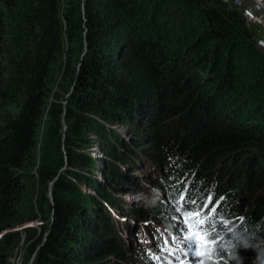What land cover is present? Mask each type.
Returning a JSON list of instances; mask_svg holds the SVG:
<instances>
[{
  "label": "trees",
  "instance_id": "16d2710c",
  "mask_svg": "<svg viewBox=\"0 0 264 264\" xmlns=\"http://www.w3.org/2000/svg\"><path fill=\"white\" fill-rule=\"evenodd\" d=\"M142 162L153 179L135 175ZM126 181L169 202L126 208ZM209 197L215 249L203 264H236L222 218L264 238V51L239 10L220 0H0V264H13L24 233L21 264L36 253L31 264H128L127 248L166 264L159 237L186 235L178 211L208 208ZM149 216L171 218L168 231ZM127 229L139 244L127 245ZM238 255L264 261L253 248Z\"/></svg>",
  "mask_w": 264,
  "mask_h": 264
},
{
  "label": "rangeland",
  "instance_id": "374dc122",
  "mask_svg": "<svg viewBox=\"0 0 264 264\" xmlns=\"http://www.w3.org/2000/svg\"><path fill=\"white\" fill-rule=\"evenodd\" d=\"M258 36H261V34L258 33ZM262 44V47L261 49L264 51V43H261ZM12 112L14 111H17V107L15 104L13 105H10V108H9ZM119 132L122 133V136L125 140L131 142V137L132 135L134 136L133 132H130V126L128 125H120L119 128H118ZM94 154L96 156H101V153L99 150H95ZM145 162H142L139 166V168H137V171L135 172V175L136 176H139V173L140 174H143L142 178L145 177V178H149V179H153V176L151 174V169L148 167V164H144ZM101 166L104 167V164H102ZM99 179L104 182V183H108L104 177L102 175L99 176ZM149 185V184H148ZM122 188L124 189H127L128 190V193L125 195L122 196L123 192H120L118 195L122 198L125 199L124 201V205H126L127 207L126 208H131L133 206H135L136 204H138V202L140 203H147V202H150L152 201L153 199H156V198H160L162 201L164 202H169V199L168 197L165 195V194H162V192L158 189V191H155L153 189V187H151L148 191H142V192H137L135 191V186L134 184L132 183H129L128 181L124 182L123 185L121 186V188H119L120 190H122ZM157 188V187H156ZM84 190L88 191L86 188H84ZM207 200H214L212 197H209ZM190 204L192 205H195V207L197 208L196 211H191V214H203L201 213L199 210H203V208H205V204H202V205H199L198 206V203H194L193 201L190 202ZM214 203L211 202V206H213ZM199 209V210H198ZM210 213H215L214 209L210 212ZM152 216H149L148 219H146L147 221H145L146 223H149V225L152 226V229L153 228H156L158 226H163V228H160V233H164L165 230H167L168 227L167 225L171 223V218H163L161 217L160 219L158 218H153ZM118 219L121 221V222H125L127 221V219H125L124 217H119L118 216ZM178 219L179 221H177V225L180 227V228H183L184 225H186V228L188 229V219L187 217L183 214V213H179L178 214ZM232 219L231 218H222L220 223L218 224L222 229H219V232H220V236H223L227 231H229L230 228H232L233 224H232ZM131 223V227L133 225H136V228L140 225V224H144L145 222L143 223H138L139 221H135V219H131L130 221ZM31 225L33 226H38V228L40 229L42 227V223L40 220L38 221H34L32 223H30ZM29 224V225H30ZM123 226V225H122ZM138 231L140 232V236L143 238L144 240V243L147 242V236H146V233L148 230H144L142 228H139ZM124 233V236L126 238V243L129 247H131L133 245V242L130 243V245L128 244V241L130 240H133L135 241L137 244H139V242H137L138 240H136L135 237V230L132 231V229H127V232L123 231ZM27 239H28V236L27 234L24 233L22 239H21V244L23 246L22 250H15L14 252V256L12 258L13 260V264H21L22 263V260H23V253H21L25 247H26V244H27ZM137 249V248H136ZM136 249H133V250H130L127 248L128 250V253L130 254L129 257L126 258V262L128 264H158L157 261H153V260H149V261H146L144 259H141L140 255H139V252L138 250ZM204 252V255L201 256V257H196V256H193L187 260H185L184 262L180 263V264H198V261L199 260H203V262L205 261V258L206 256H208L210 253L208 252V249H204L202 250ZM24 252V251H23ZM37 254V253H36ZM36 254H34L31 259H30V264L32 262H34L35 258H36ZM112 259H116V257H112ZM28 263V264H29ZM110 263V262H108ZM99 264H104L103 262L102 263H99Z\"/></svg>",
  "mask_w": 264,
  "mask_h": 264
},
{
  "label": "clouds",
  "instance_id": "9594fccd",
  "mask_svg": "<svg viewBox=\"0 0 264 264\" xmlns=\"http://www.w3.org/2000/svg\"><path fill=\"white\" fill-rule=\"evenodd\" d=\"M211 202L212 200L206 202L209 207L203 208L207 211L205 215L209 217H213V213H210L213 209L215 214L217 213L214 206H211ZM221 246L225 251H228L232 255V258L236 260V264H241L242 262L238 255L239 248H253L264 256V238L254 237L247 230L241 228H230L228 235L221 240ZM261 264H264V261H262Z\"/></svg>",
  "mask_w": 264,
  "mask_h": 264
},
{
  "label": "built area",
  "instance_id": "2783aa9c",
  "mask_svg": "<svg viewBox=\"0 0 264 264\" xmlns=\"http://www.w3.org/2000/svg\"><path fill=\"white\" fill-rule=\"evenodd\" d=\"M225 5L239 10L245 18L247 26L254 28L261 36L259 43H264V0H220Z\"/></svg>",
  "mask_w": 264,
  "mask_h": 264
},
{
  "label": "snow or ice",
  "instance_id": "6c2138e0",
  "mask_svg": "<svg viewBox=\"0 0 264 264\" xmlns=\"http://www.w3.org/2000/svg\"><path fill=\"white\" fill-rule=\"evenodd\" d=\"M211 211V209H210ZM190 220L188 222V235L184 238L183 243L189 249H194L193 255L201 257L204 252L201 251L203 247L209 243H214V238L211 237L209 231L206 228L201 227L206 223V219H199V214H188ZM214 250L209 248L208 252L211 253ZM198 264H203V260H199Z\"/></svg>",
  "mask_w": 264,
  "mask_h": 264
},
{
  "label": "bare ground",
  "instance_id": "6f19581e",
  "mask_svg": "<svg viewBox=\"0 0 264 264\" xmlns=\"http://www.w3.org/2000/svg\"><path fill=\"white\" fill-rule=\"evenodd\" d=\"M251 28V27H250ZM252 29H254V28H252ZM255 30V29H254ZM256 31V30H255ZM256 40H257V43H258V46L260 47H262V44L261 43H259V41H258V36H257V32H256ZM260 47V48H261ZM50 196L52 197V189H51V191H50ZM52 201H53V198H52ZM188 210L189 211H192V209L191 208H189V209H187V208H183V209H180L179 211H178V213L177 214H179L180 212L181 213H183L186 217H187V219H188V222H189V220H190V217L188 216V214H190L191 212H188ZM200 219H204L203 217H200ZM175 224V223H174ZM168 226V225H167ZM201 227H205V224L204 225H202ZM183 228H185L186 229V235H184V236H182V238H178V239H176L175 238V236H167V235H165L166 237H167V240H166V242H167V245H164V248H166V250L168 251V253H169V259H168V261H167V263L166 264H180V263H182V262H184L185 261V259H184V256H182V255H179V251H186V249H188L186 246H185V244L183 243V240H184V238L188 235V229L186 228V225H184L183 226ZM168 231V230H167ZM209 249V248H211V249H215V247H211V246H208V245H206L205 247H203L202 249ZM30 264V263H29Z\"/></svg>",
  "mask_w": 264,
  "mask_h": 264
}]
</instances>
